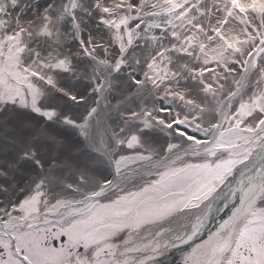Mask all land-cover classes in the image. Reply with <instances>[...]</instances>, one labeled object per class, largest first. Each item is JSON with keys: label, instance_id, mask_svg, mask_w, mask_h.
Segmentation results:
<instances>
[{"label": "snow or ice", "instance_id": "snow-or-ice-1", "mask_svg": "<svg viewBox=\"0 0 264 264\" xmlns=\"http://www.w3.org/2000/svg\"><path fill=\"white\" fill-rule=\"evenodd\" d=\"M181 245L264 264V0H0V264Z\"/></svg>", "mask_w": 264, "mask_h": 264}, {"label": "rangeland", "instance_id": "rangeland-1", "mask_svg": "<svg viewBox=\"0 0 264 264\" xmlns=\"http://www.w3.org/2000/svg\"><path fill=\"white\" fill-rule=\"evenodd\" d=\"M223 215H224L223 213L218 214V216L215 219H212L210 221L207 227L212 228L216 223V219H218L220 216ZM188 250L189 248L186 245H181L178 248L169 249L165 254L158 257L159 264H181L183 255Z\"/></svg>", "mask_w": 264, "mask_h": 264}, {"label": "bare ground", "instance_id": "bare-ground-1", "mask_svg": "<svg viewBox=\"0 0 264 264\" xmlns=\"http://www.w3.org/2000/svg\"><path fill=\"white\" fill-rule=\"evenodd\" d=\"M231 179V178H230Z\"/></svg>", "mask_w": 264, "mask_h": 264}]
</instances>
